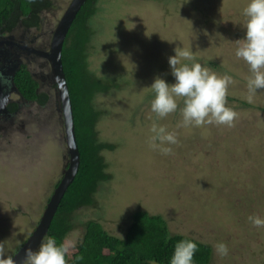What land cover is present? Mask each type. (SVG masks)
Here are the masks:
<instances>
[{
  "label": "rangeland",
  "instance_id": "obj_1",
  "mask_svg": "<svg viewBox=\"0 0 264 264\" xmlns=\"http://www.w3.org/2000/svg\"><path fill=\"white\" fill-rule=\"evenodd\" d=\"M49 1L53 7L44 10L38 31L44 48L72 2ZM246 3L100 0L101 8L89 23L88 68L119 82L118 89L97 95L93 102L102 112L98 140L115 148L101 152L111 179L100 183L95 205L71 217L73 229L64 240L69 256L87 220L99 221L110 235L122 237L134 214L143 211L164 218L172 235L208 244L213 250L210 264H264V227L248 219L264 218V90L252 103L247 101L250 72L235 56L244 37ZM37 4L43 6L40 0ZM176 47L192 48L196 62L233 77L227 106L238 118L232 127L179 126L180 98L177 111L166 118L151 112L155 93L149 86L156 76L174 83L168 57ZM43 90L46 105L33 104L25 119L28 127L0 144V247L9 258L37 228L68 162L56 85L43 84ZM154 123L176 134L178 143L171 145L170 155L151 147ZM221 242L229 249L227 256L216 252Z\"/></svg>",
  "mask_w": 264,
  "mask_h": 264
},
{
  "label": "trees",
  "instance_id": "obj_2",
  "mask_svg": "<svg viewBox=\"0 0 264 264\" xmlns=\"http://www.w3.org/2000/svg\"><path fill=\"white\" fill-rule=\"evenodd\" d=\"M30 5V0H0V25L13 13H28ZM46 5H50L49 0ZM99 5L100 0L85 1L67 33L61 55L72 104L80 163L43 240L53 236L57 243L62 244L73 229L72 215L81 208L95 205L100 183L111 179L101 152L112 150L115 146L99 142L96 126L102 112L96 110L93 102L97 95L118 89L119 82L91 73L87 56L93 36L89 23L101 8ZM15 83L25 98L33 101L39 97L36 94L37 83L28 72H20ZM46 99L44 92L43 101ZM83 227L75 251L67 257L68 264H170L175 245L181 240H190L198 245L194 264H210L213 258V250L208 244L182 235H172L164 218L143 211L134 214L122 237L110 235L96 220H87Z\"/></svg>",
  "mask_w": 264,
  "mask_h": 264
},
{
  "label": "clouds",
  "instance_id": "obj_3",
  "mask_svg": "<svg viewBox=\"0 0 264 264\" xmlns=\"http://www.w3.org/2000/svg\"><path fill=\"white\" fill-rule=\"evenodd\" d=\"M242 15L245 18L244 37L242 42L238 43L235 56L245 62L250 72L247 81V101L252 103L259 90H264V0H247ZM174 53L168 57L174 83L156 76L149 86L155 93L151 102V112L158 118H166L177 111L180 98L184 106L181 109L182 121L179 126L232 127L238 118V113L227 106L230 86L236 83L233 77L217 75L208 67L196 62L192 48L176 47ZM151 132L153 133L150 138L151 147L163 155H170L171 145L178 143L176 134L155 123L151 127ZM248 219L255 227H264V218L249 216ZM215 249L221 257L229 253L227 245L222 242L218 243ZM197 251L198 245L195 242L178 241L170 264H194ZM68 254L69 247L66 244L57 243L55 237L48 236L42 240L38 249H25L24 264H68ZM0 264H15L13 258L5 255L3 247H0Z\"/></svg>",
  "mask_w": 264,
  "mask_h": 264
},
{
  "label": "flooded vegetation",
  "instance_id": "obj_4",
  "mask_svg": "<svg viewBox=\"0 0 264 264\" xmlns=\"http://www.w3.org/2000/svg\"><path fill=\"white\" fill-rule=\"evenodd\" d=\"M40 1L43 6L38 5L37 0L33 3L30 0L28 13H13L0 25V144L1 141L9 142L11 134H22L23 129L28 127L25 119L31 116L33 104L38 103V107L46 105L43 103V84L49 86L52 83L47 60L51 43L44 48V37L38 31L43 26L44 10L53 6L51 3L46 5L47 0ZM22 71L28 72L37 83L36 94L39 97L36 100L25 98L15 83L17 75ZM44 75L46 78H43ZM55 104L57 107V102ZM60 146L63 147L61 144ZM68 162L63 166L62 175ZM29 237L30 235L20 244L19 249Z\"/></svg>",
  "mask_w": 264,
  "mask_h": 264
},
{
  "label": "water",
  "instance_id": "obj_5",
  "mask_svg": "<svg viewBox=\"0 0 264 264\" xmlns=\"http://www.w3.org/2000/svg\"><path fill=\"white\" fill-rule=\"evenodd\" d=\"M85 1L86 0H72L52 35L50 51L47 54V60L50 67V77L52 83L56 85V101L58 99L60 102V112L64 128V142L69 158L68 166L62 179L54 190L37 228L27 239L23 247L13 255L12 258L14 259L15 264L24 263L25 249H38L48 231L49 225L56 213L61 199L75 178L79 168L80 154L75 138L73 110L63 71L61 55L67 33Z\"/></svg>",
  "mask_w": 264,
  "mask_h": 264
},
{
  "label": "bare ground",
  "instance_id": "obj_6",
  "mask_svg": "<svg viewBox=\"0 0 264 264\" xmlns=\"http://www.w3.org/2000/svg\"><path fill=\"white\" fill-rule=\"evenodd\" d=\"M56 189V188H55ZM50 201V200H49ZM49 203V202H48Z\"/></svg>",
  "mask_w": 264,
  "mask_h": 264
}]
</instances>
